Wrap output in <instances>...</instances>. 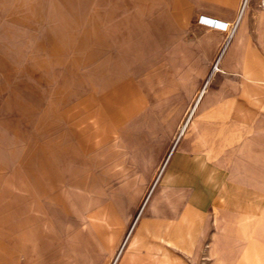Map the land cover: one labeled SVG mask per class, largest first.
<instances>
[{
    "label": "rangeland",
    "instance_id": "1",
    "mask_svg": "<svg viewBox=\"0 0 264 264\" xmlns=\"http://www.w3.org/2000/svg\"><path fill=\"white\" fill-rule=\"evenodd\" d=\"M207 2L216 3L0 0V264H113L115 256L97 251L94 259L80 248L84 243L76 238L87 235L74 212L49 231L43 222L53 218L44 210L59 208L55 200L63 199V181L72 186L76 177L86 179L94 187L92 200L135 201L126 200L129 219L122 241L201 91L206 90V97L214 89L224 100H233L228 118L209 121L221 122L224 135L239 130L243 137L224 167L210 163L205 169L202 179H213L205 185L197 177L194 181L196 165L178 158L183 165L174 170L175 184L165 190L157 186L158 206L152 214L168 218L183 207L186 195L210 193L213 185L226 182L230 163L264 176V145L246 134L254 127H245L236 114L241 101L236 86L242 77L235 65L226 68L220 61L234 40L230 25L202 16L203 23L199 14L211 10ZM243 2L245 38L239 53L264 58V0ZM231 14L234 22L237 8ZM173 65L179 74L194 71L188 85L165 102L150 90L156 80L153 69ZM142 148L157 164L148 176L151 160L140 162ZM104 185L117 190L105 193ZM251 198L262 218L264 191ZM90 236L98 243L97 235ZM59 245L65 246L62 256L53 250ZM205 247L195 264H205ZM240 264H264V248L256 250L250 243Z\"/></svg>",
    "mask_w": 264,
    "mask_h": 264
},
{
    "label": "crops",
    "instance_id": "2",
    "mask_svg": "<svg viewBox=\"0 0 264 264\" xmlns=\"http://www.w3.org/2000/svg\"><path fill=\"white\" fill-rule=\"evenodd\" d=\"M213 1L216 3H206L211 10L200 13L199 17H209L212 20L229 24L230 33L235 22L231 19V13L237 8L236 17L239 15L242 0ZM259 19L260 17L257 18ZM214 31L227 34L218 29ZM230 48L220 61H223V66L226 68L228 65H235L242 77L240 84L236 86L241 96V101L235 106L236 114L245 127L247 124L254 127V130L246 134L253 136L264 145V58L259 55H244L245 52L244 54L237 52L231 57L228 56ZM190 71L179 74V67L174 65L166 70L154 67L156 80L150 84V90L155 91L157 98H164V101L168 102L172 94L181 90L182 84L188 85L194 68ZM228 74L230 76L233 73L228 72ZM202 100L195 125L189 128L182 140H180L181 137L179 138L166 163L158 169V179L156 178L157 181L149 189L151 194L148 191L151 196H148V201L140 214L141 208L139 209L135 221L122 241L121 237L127 228L129 219V213L125 209L126 200L131 203L135 202L126 198H104L82 202L55 200L59 206L58 209L47 207L48 211L44 210L43 214L50 213L54 220L46 218L45 228L49 231L57 230L56 224L62 226L63 219L69 211L74 212L82 219V227L87 235L83 239L76 238L84 243V246L80 248L86 250L87 254L89 253L94 259L99 258L97 251L106 253L108 258L115 256L113 264H195L196 257L204 244L206 245L205 264H240L250 243L251 247L256 250L260 251L264 248V211L261 218L257 211L260 207L256 206L251 198L253 193L264 191L263 172L256 173L244 167H235L230 163L226 182L219 186L210 183V186L213 185L215 188L210 193L206 192L200 197L186 195V200L182 199L183 207L177 208L176 211L173 209L168 218L163 216L159 218L152 214L156 213L158 206L155 196L157 186L160 185L161 190H165L175 184L177 174L174 170L177 166L183 165L177 160L178 158L190 159L192 164L196 165L192 168L195 175L194 181L196 182L198 178V181L205 185L210 177L204 179L202 177L205 169L211 167L210 163L224 167L229 161L228 153L232 152L234 155L239 147L243 133L234 130L224 135L221 122L209 121L214 117L223 120L228 118L233 100H224L222 95L217 94L214 89H210ZM256 112L257 116L254 117ZM140 153L143 155H138L141 163L150 158L147 176L151 175L157 170L155 157L143 148ZM137 169L134 168L133 171ZM116 190L112 186L104 185L103 187L105 193ZM77 210H81L84 217L87 216L91 220L85 221ZM207 231L208 235H205ZM90 235H97L98 243ZM127 236L129 237L126 241ZM54 238L53 235L47 237L49 241ZM64 249L65 246L59 245L53 250L62 256ZM51 261L56 263V259L52 256Z\"/></svg>",
    "mask_w": 264,
    "mask_h": 264
},
{
    "label": "bare ground",
    "instance_id": "3",
    "mask_svg": "<svg viewBox=\"0 0 264 264\" xmlns=\"http://www.w3.org/2000/svg\"><path fill=\"white\" fill-rule=\"evenodd\" d=\"M243 1L244 0H242L241 7H240L241 8L240 13H239V15H237L236 20L234 22V25H233L230 33H229V36L232 35V37L234 38L232 48H231L230 52L228 53V56H231V57L233 55H236L237 52L239 53V50H241V48L243 46V41H244L243 39L245 38V35H244V32H245L244 31V28H245V19H244V11L245 10L244 9L245 8H244V4H243L244 2ZM246 1L247 0H245V2ZM202 19H203V17L200 18L201 21H202ZM202 22L205 23L204 21H202ZM235 24H238L237 29L239 28V32L236 35H235L236 32L234 31ZM205 93H206V90L203 92L201 91L200 96L198 97V99L196 101V105L191 109L190 115L188 116V118L184 122V124L182 125V127L180 129L181 137L184 136V134L186 135L187 134L186 131H188L190 127L195 125L196 119L198 117L199 109H200V103H201ZM73 180L75 181V184L72 186H68L67 183L65 181H63L64 184L61 188L62 198L64 200L81 201V202L92 200L90 198H91V193L93 192V188H94L93 185L90 182H88L86 179H83V178L76 177V179H73ZM130 190H131V188L127 189L125 192H128ZM132 193H134L135 195L139 194L137 190H135V191L133 190ZM150 194H151V192H150ZM150 194H149V196H151ZM52 200L54 201L55 199L53 198ZM143 208L141 209L140 213L142 212ZM77 211H79L78 212L79 215L84 219V215L82 214L81 210H77ZM43 225H44V222H43ZM35 229H36V232L39 231L38 227H36V226H35ZM35 236H39V235H35ZM126 241H127V239H126Z\"/></svg>",
    "mask_w": 264,
    "mask_h": 264
}]
</instances>
